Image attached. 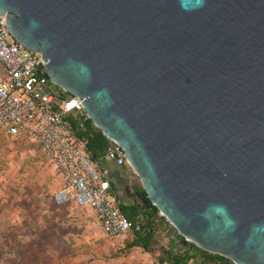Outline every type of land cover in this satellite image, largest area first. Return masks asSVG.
Masks as SVG:
<instances>
[{
    "label": "water",
    "instance_id": "95a60500",
    "mask_svg": "<svg viewBox=\"0 0 264 264\" xmlns=\"http://www.w3.org/2000/svg\"><path fill=\"white\" fill-rule=\"evenodd\" d=\"M186 241L264 264V0H0Z\"/></svg>",
    "mask_w": 264,
    "mask_h": 264
},
{
    "label": "rangeland",
    "instance_id": "374dc122",
    "mask_svg": "<svg viewBox=\"0 0 264 264\" xmlns=\"http://www.w3.org/2000/svg\"><path fill=\"white\" fill-rule=\"evenodd\" d=\"M112 181L123 204L140 201L135 172ZM61 182L37 143L0 132V264H156L167 256L179 233L161 213L148 248L129 245L131 237L113 247L95 210L56 201Z\"/></svg>",
    "mask_w": 264,
    "mask_h": 264
},
{
    "label": "built area",
    "instance_id": "2783aa9c",
    "mask_svg": "<svg viewBox=\"0 0 264 264\" xmlns=\"http://www.w3.org/2000/svg\"><path fill=\"white\" fill-rule=\"evenodd\" d=\"M0 132L7 137L24 136L40 147L61 177L58 203L74 201L91 207L101 220L113 247L144 227L130 220L122 210L108 169L102 161H92L85 144L75 134L71 118H90L78 96L54 84L40 63L41 53L19 43L5 18L0 16ZM103 160L131 167L123 146L110 140ZM192 264H222L215 259ZM156 264H170L157 261Z\"/></svg>",
    "mask_w": 264,
    "mask_h": 264
},
{
    "label": "trees",
    "instance_id": "16d2710c",
    "mask_svg": "<svg viewBox=\"0 0 264 264\" xmlns=\"http://www.w3.org/2000/svg\"><path fill=\"white\" fill-rule=\"evenodd\" d=\"M71 124L78 139L84 142L85 149L90 154L91 160H103L106 148L110 143V139L106 136L104 131L98 127L92 119L83 121L81 118L74 116L71 118ZM111 183L116 193L117 185L114 181H111ZM134 188L140 192L141 202L134 204H122V210L130 220L135 223H141L144 230L137 231L130 235L132 241L129 245L148 248L155 233L153 220L156 215L160 213V211L148 197L143 183L141 186L135 185ZM116 195L118 196L117 193ZM162 219L167 220L164 216H162ZM177 240H182L187 245L180 247ZM165 252L167 256L162 258V262H169L170 264H192L191 262L193 260H197L200 257H202L205 261L215 259L220 261L222 264H235L227 257L205 251L195 244L186 241V239L180 234L172 240L169 249L165 250Z\"/></svg>",
    "mask_w": 264,
    "mask_h": 264
},
{
    "label": "crops",
    "instance_id": "0c3cea01",
    "mask_svg": "<svg viewBox=\"0 0 264 264\" xmlns=\"http://www.w3.org/2000/svg\"><path fill=\"white\" fill-rule=\"evenodd\" d=\"M1 65V63H0ZM3 66L1 65V68H0V75L2 74V76L0 77V80L2 79L3 77ZM103 165L108 169L109 171V176H110V179L112 181V179H114L115 181L116 180H120L123 176L125 177L126 174H130L131 171L135 172L134 169L132 167H129V166H118L116 165L115 163L111 162V161H108V160H101ZM136 173V172H135ZM116 185L118 184L117 181L115 182ZM130 188V187H129ZM117 190L119 191V188L117 186ZM134 190L136 191V193L138 194V197H140V201H137L135 203H140L141 202V195H140V192L137 191L135 188ZM134 204V203H132ZM202 260V258H198L196 261L197 263Z\"/></svg>",
    "mask_w": 264,
    "mask_h": 264
}]
</instances>
